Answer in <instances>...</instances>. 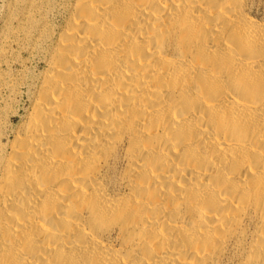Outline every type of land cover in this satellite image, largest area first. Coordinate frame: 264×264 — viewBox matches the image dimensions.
<instances>
[{"label":"bare ground","instance_id":"bare-ground-1","mask_svg":"<svg viewBox=\"0 0 264 264\" xmlns=\"http://www.w3.org/2000/svg\"><path fill=\"white\" fill-rule=\"evenodd\" d=\"M260 5L63 0L0 128V264H264Z\"/></svg>","mask_w":264,"mask_h":264},{"label":"rangeland","instance_id":"rangeland-1","mask_svg":"<svg viewBox=\"0 0 264 264\" xmlns=\"http://www.w3.org/2000/svg\"><path fill=\"white\" fill-rule=\"evenodd\" d=\"M255 15L264 17L262 5L256 8ZM62 17L63 0H0L2 130L16 126L24 114L27 85L43 67L42 63L36 67L41 52L40 33L45 34L49 27L59 24Z\"/></svg>","mask_w":264,"mask_h":264}]
</instances>
